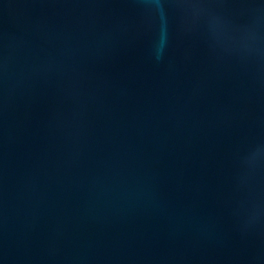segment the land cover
<instances>
[{
  "label": "water",
  "instance_id": "95a60500",
  "mask_svg": "<svg viewBox=\"0 0 264 264\" xmlns=\"http://www.w3.org/2000/svg\"><path fill=\"white\" fill-rule=\"evenodd\" d=\"M0 264H264V0H0Z\"/></svg>",
  "mask_w": 264,
  "mask_h": 264
}]
</instances>
